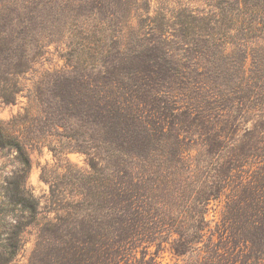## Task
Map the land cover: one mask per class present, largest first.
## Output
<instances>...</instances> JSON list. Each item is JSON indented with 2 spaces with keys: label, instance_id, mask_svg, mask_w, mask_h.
<instances>
[{
  "label": "rangeland",
  "instance_id": "rangeland-1",
  "mask_svg": "<svg viewBox=\"0 0 264 264\" xmlns=\"http://www.w3.org/2000/svg\"><path fill=\"white\" fill-rule=\"evenodd\" d=\"M34 1L39 0H27ZM118 1L85 0L92 14L95 2L104 8L74 30L105 38L117 61L125 53L126 62L148 79L143 99L131 98L128 106L140 129L154 132L156 149L117 169L109 146L94 148L87 138L44 127L38 96L46 79L65 70L70 37L41 33V54L19 76L15 100L6 102L0 92V129L6 134L0 141V264H252L250 250L233 241L226 223L229 197L240 194V176L233 171L228 185L223 178L227 163L244 150L261 156L252 170L264 167L262 62L261 80L252 71L258 69L255 57L264 58V29L242 30V20L258 22L248 12L256 0H127L129 13ZM224 46L231 57L244 59L246 75L253 77L250 88L262 84L242 103L223 105L201 128L174 103L213 104L229 92L213 61ZM163 60L177 68L174 76L167 70L168 95L158 89ZM103 89L118 98L115 83ZM162 99L178 119L163 114ZM163 130L181 135L163 143L169 146L165 154L158 150ZM21 176L26 194L19 201L14 190ZM211 190L218 195L207 200Z\"/></svg>",
  "mask_w": 264,
  "mask_h": 264
},
{
  "label": "trees",
  "instance_id": "trees-1",
  "mask_svg": "<svg viewBox=\"0 0 264 264\" xmlns=\"http://www.w3.org/2000/svg\"><path fill=\"white\" fill-rule=\"evenodd\" d=\"M119 1L123 2L121 11L129 13L130 6L127 0ZM83 2L85 0H39L30 4L27 0H6L4 3L0 1V89L2 87L7 90L6 92L0 90V92L6 102L15 100L19 91L17 86L19 76L28 71L41 54L39 38L41 33L49 31L63 37L69 34V50L65 55L66 68L63 73L58 72L46 79L44 91L38 96L46 116L44 127L47 130L48 128L49 130H66L67 137H83L84 140L87 138L94 148L109 146L111 152L116 154L117 169H121L127 160L150 157L156 149V144L154 145L151 141L152 137L156 139L154 132L144 133L128 106L131 98L143 99L146 93L145 83L148 79L139 75L140 71L136 70L132 63L126 62L125 53H119L117 58L120 59L117 61L115 53H112L110 49L111 44H107L105 38L96 37L90 33L89 29L74 30L79 22L86 21L104 8V5H100L101 2L98 4L95 2L94 6L97 8L92 14L89 6L84 5ZM244 3L249 4L248 0ZM248 12L255 14L258 22L253 24V21L248 22V18L242 20L243 32L251 31L253 27L264 29V0H256ZM95 19L102 25L109 24V21L104 18ZM210 36L215 41L221 39L215 34ZM225 46L217 49L213 61L220 78L225 84H229V92L225 94L222 91L220 99L213 104L191 103V101H175L174 103L184 118L190 117V114L194 115L196 117L194 122L201 128L202 122L205 126L208 122H212L211 118L219 114V109L223 105L234 104L235 102L232 101L237 100L242 103L243 98L249 99L252 94H257L258 84L264 83L259 81L253 87L255 89L250 88L253 77H247L244 59L231 57ZM254 62H258V69L251 70L254 73L258 72L259 75L261 62L264 67V58L255 57ZM169 63L170 61L163 60L158 65V83L160 84L158 89L165 95L170 94L169 86L165 81V76L169 73L167 70H171L173 76L175 75L173 73L177 71V68L169 69ZM263 74L264 69H262ZM261 77L260 74V80ZM110 82L115 83L120 89L116 93L118 97L116 100L113 96L111 97V91L107 92L103 89ZM250 90L251 94L247 97L245 93ZM161 101L163 104L165 102L162 106L163 114L167 118L178 119V111L172 114V106L168 101L164 99ZM181 128L182 131H186L185 127ZM5 135L0 129L2 143H4ZM171 136H175L178 141L181 140V135L176 136V131L165 133L163 130L158 133V150L161 149L160 151L164 154L169 146H163ZM246 139L250 140L249 136H246ZM176 142L173 139V147ZM227 143L231 146L233 141L228 140ZM149 145L151 148H148ZM252 150L254 151L253 148ZM260 157L252 151L244 150L237 159L227 163L229 165L225 167L223 178L228 185L233 178V171L237 170L240 176L241 180L236 184L240 188V194L237 198L236 195L229 197L230 211H228L226 223L231 224L228 229L230 228L229 234L233 241L250 250L249 259L254 260L252 264H264V167L260 172H256V169L252 170L255 163H261ZM23 179L21 176L15 183L14 191L18 200L23 199L26 194ZM208 195L207 200H210L212 197L216 198L218 192L215 194L211 190ZM203 199L198 197L199 201L204 202ZM235 264L241 263L236 261ZM242 264L251 263L246 261Z\"/></svg>",
  "mask_w": 264,
  "mask_h": 264
}]
</instances>
